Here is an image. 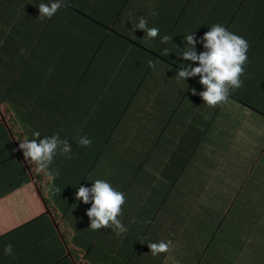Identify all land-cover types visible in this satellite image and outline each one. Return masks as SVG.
<instances>
[{
  "label": "crops",
  "instance_id": "crops-1",
  "mask_svg": "<svg viewBox=\"0 0 264 264\" xmlns=\"http://www.w3.org/2000/svg\"><path fill=\"white\" fill-rule=\"evenodd\" d=\"M51 2L0 0V264H264V210L246 193L235 211L264 168V0H62L41 19ZM217 24L249 47L242 87L212 108L199 76L176 75L198 66L179 55L185 37L204 52ZM36 131L71 152L37 171L20 148ZM96 180L124 194L120 236L92 230L76 199Z\"/></svg>",
  "mask_w": 264,
  "mask_h": 264
},
{
  "label": "clouds",
  "instance_id": "clouds-1",
  "mask_svg": "<svg viewBox=\"0 0 264 264\" xmlns=\"http://www.w3.org/2000/svg\"><path fill=\"white\" fill-rule=\"evenodd\" d=\"M63 6L62 0H52L50 4H39V17L41 19L51 18ZM156 13L153 12V15ZM136 27L146 33L148 40L155 39L159 35V29L156 27L149 28L147 21L141 17ZM169 36H161V43H167ZM187 47L179 52L184 61L198 62V66L193 67L186 64L179 70L176 79L186 80L189 77L199 76V83L206 89L199 95L205 103L212 108L223 104L228 100L229 93L232 89L242 87L240 77L244 74L243 65L247 62L248 43L238 35L227 31L223 26L217 24L211 27L202 37L203 47L206 51L197 54L195 45L196 38L189 34L185 37ZM165 54L168 50L164 49ZM155 68V64H151ZM196 94L195 89L192 90ZM35 139L20 143L23 155L37 165V171H44L52 164L57 150L61 154L71 152V146L67 140H61L59 135L44 137L40 139L38 131L33 133ZM37 140L39 142H37ZM81 146L88 147L91 140L87 137H81L78 141ZM70 159L71 157L68 156ZM55 191H59L56 189ZM76 199L82 200L83 203H91V208L87 211V216L91 220L90 228L99 230L101 228H113L117 236L126 232V227L118 219L121 215L122 206L125 203L124 194L112 188L104 180H96L91 188L81 186L76 192ZM171 241H161L159 243H149L148 247L153 256L170 251ZM11 244L4 249L5 255L12 254Z\"/></svg>",
  "mask_w": 264,
  "mask_h": 264
},
{
  "label": "rangeland",
  "instance_id": "rangeland-1",
  "mask_svg": "<svg viewBox=\"0 0 264 264\" xmlns=\"http://www.w3.org/2000/svg\"><path fill=\"white\" fill-rule=\"evenodd\" d=\"M261 70H264V66H260ZM228 172L231 174L233 173L234 176L236 175V169H239L237 166L235 165H228L227 167ZM249 171V169L247 170V172ZM263 175H264V168H263V172L262 174L257 171L254 174V178L251 180L250 184H248V181L246 183V187H244V182L242 181L241 186L239 187L243 190L246 189V192H240V196L236 202V208L235 211L238 212L240 210V206L242 205V202L244 201V196L246 193H249L250 196L252 197L250 201L246 202V208L248 210L253 211V210H264V179H263ZM245 179H247V176L245 177ZM244 179V180H245ZM262 203V208H259V204ZM251 225V224H250ZM252 226V225H251ZM253 227L256 228L257 233H259V235L261 237H264V227H257L255 225H253ZM264 242V241H262Z\"/></svg>",
  "mask_w": 264,
  "mask_h": 264
}]
</instances>
